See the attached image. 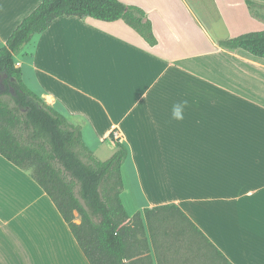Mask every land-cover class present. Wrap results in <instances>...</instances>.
Returning <instances> with one entry per match:
<instances>
[{
	"label": "crops",
	"instance_id": "obj_1",
	"mask_svg": "<svg viewBox=\"0 0 264 264\" xmlns=\"http://www.w3.org/2000/svg\"><path fill=\"white\" fill-rule=\"evenodd\" d=\"M42 1L0 0V48ZM118 1L146 13L156 46L121 20L60 17L15 57L24 84L81 127L97 159L116 152L114 140L127 148L130 218L141 213L146 226L145 209L176 207L229 264H264V59L217 45L264 31V20L245 0ZM184 100L183 120L173 119ZM10 164L0 161V264H88L52 201ZM192 248L189 264L215 263Z\"/></svg>",
	"mask_w": 264,
	"mask_h": 264
},
{
	"label": "trees",
	"instance_id": "obj_2",
	"mask_svg": "<svg viewBox=\"0 0 264 264\" xmlns=\"http://www.w3.org/2000/svg\"><path fill=\"white\" fill-rule=\"evenodd\" d=\"M245 3L252 17L264 20L260 13L264 5L251 0ZM60 17H89L107 23L121 20L150 47L157 44L151 22L136 6L118 0H43L0 48V156L30 173L54 204L88 264H152L146 231L157 264L191 263L194 244L208 250L214 264H229L176 207L166 211L170 215L165 214L168 207L145 209L146 226L141 213L130 218L121 199V169L127 148L114 140L116 152L105 161L97 159L84 144L81 127L26 87L15 57L35 34L46 31ZM217 45L264 59V31L245 33ZM161 213L164 215L155 217ZM173 214L180 217L178 223ZM161 231L166 238L158 245ZM158 247L164 249L160 255Z\"/></svg>",
	"mask_w": 264,
	"mask_h": 264
},
{
	"label": "clouds",
	"instance_id": "obj_3",
	"mask_svg": "<svg viewBox=\"0 0 264 264\" xmlns=\"http://www.w3.org/2000/svg\"><path fill=\"white\" fill-rule=\"evenodd\" d=\"M187 105H188L187 100L173 104V106H172V118L175 120H183L184 109L187 107Z\"/></svg>",
	"mask_w": 264,
	"mask_h": 264
},
{
	"label": "rangeland",
	"instance_id": "obj_4",
	"mask_svg": "<svg viewBox=\"0 0 264 264\" xmlns=\"http://www.w3.org/2000/svg\"><path fill=\"white\" fill-rule=\"evenodd\" d=\"M260 13H262V15H264V12H260ZM0 161L4 162L5 164H10L7 161H5L2 157H0ZM10 166H12V165L10 164ZM10 180H14V182H17L19 179L16 177V175L10 174ZM75 219H78L80 222L79 216L76 213H75Z\"/></svg>",
	"mask_w": 264,
	"mask_h": 264
},
{
	"label": "water",
	"instance_id": "obj_5",
	"mask_svg": "<svg viewBox=\"0 0 264 264\" xmlns=\"http://www.w3.org/2000/svg\"><path fill=\"white\" fill-rule=\"evenodd\" d=\"M0 88H2L1 79H0Z\"/></svg>",
	"mask_w": 264,
	"mask_h": 264
},
{
	"label": "built area",
	"instance_id": "obj_6",
	"mask_svg": "<svg viewBox=\"0 0 264 264\" xmlns=\"http://www.w3.org/2000/svg\"><path fill=\"white\" fill-rule=\"evenodd\" d=\"M15 65L18 67L19 64L18 63H15Z\"/></svg>",
	"mask_w": 264,
	"mask_h": 264
}]
</instances>
